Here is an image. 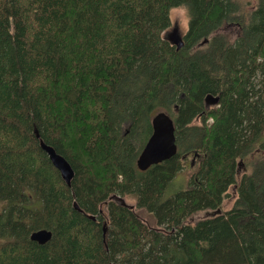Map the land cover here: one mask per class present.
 Wrapping results in <instances>:
<instances>
[{"label":"trees","instance_id":"16d2710c","mask_svg":"<svg viewBox=\"0 0 264 264\" xmlns=\"http://www.w3.org/2000/svg\"><path fill=\"white\" fill-rule=\"evenodd\" d=\"M176 7L180 49L163 37ZM239 11L235 0H0V264H264V0ZM223 23L238 27L232 42L214 35ZM158 111L176 153L140 171ZM34 129L71 165L70 186ZM187 157V187L165 195ZM202 210L219 213L186 222ZM38 229L50 240L31 241Z\"/></svg>","mask_w":264,"mask_h":264},{"label":"water","instance_id":"95a60500","mask_svg":"<svg viewBox=\"0 0 264 264\" xmlns=\"http://www.w3.org/2000/svg\"><path fill=\"white\" fill-rule=\"evenodd\" d=\"M173 33L170 43L176 45V49H180L183 44L182 37L179 36L176 30H173ZM206 99H212V104L218 102L217 96L215 98L207 96ZM150 123L151 133L136 158V167L140 171L146 170L151 165L166 161L176 153L174 125L171 117L164 111H158L151 117ZM34 135L39 139L40 148L46 153L51 164L58 170L64 183L70 186L73 169L69 162L58 154L52 146L41 140L36 129H34ZM73 206L77 211L81 212L76 203H73ZM88 217L94 219L93 216ZM51 236L50 230L38 229L30 234L29 239L38 244H44L50 240Z\"/></svg>","mask_w":264,"mask_h":264},{"label":"rangeland","instance_id":"374dc122","mask_svg":"<svg viewBox=\"0 0 264 264\" xmlns=\"http://www.w3.org/2000/svg\"><path fill=\"white\" fill-rule=\"evenodd\" d=\"M240 8L239 13L244 14L246 11H249L254 4V0H235ZM170 25L164 30L163 37L170 42V39L173 38V30L178 31L180 37H182L187 30V16L185 10L180 7H176L170 10L169 12ZM239 34L238 27L235 24L223 23V25L214 33V35H223L228 41H233V39ZM206 42H200L199 45H205ZM195 167V161L187 157L183 160V168L176 175V177L171 182L170 186L167 188L165 195H171L178 189L187 187V179L192 173L193 168ZM239 173L244 171V167L240 166L238 168ZM115 201L124 206L134 207L135 211L144 220L148 225L154 226L153 218L143 209L135 208V200L132 197H122L118 196L114 198ZM234 200V194L229 191V196L226 197L221 205V209L229 208ZM216 213H219L217 210H202L191 215L186 222H195L201 219L209 218L214 216Z\"/></svg>","mask_w":264,"mask_h":264},{"label":"flooded vegetation","instance_id":"af4514ba","mask_svg":"<svg viewBox=\"0 0 264 264\" xmlns=\"http://www.w3.org/2000/svg\"><path fill=\"white\" fill-rule=\"evenodd\" d=\"M214 98H215V97H214ZM204 104H205L206 107L213 105V104H212V99H206V98H205Z\"/></svg>","mask_w":264,"mask_h":264}]
</instances>
